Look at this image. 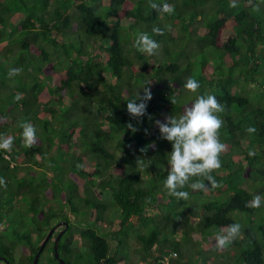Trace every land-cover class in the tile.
I'll use <instances>...</instances> for the list:
<instances>
[{"label":"trees","instance_id":"trees-1","mask_svg":"<svg viewBox=\"0 0 264 264\" xmlns=\"http://www.w3.org/2000/svg\"><path fill=\"white\" fill-rule=\"evenodd\" d=\"M177 1L151 0L172 6L165 13L150 0H0V144L13 140L10 151L0 149V256L8 264H31L54 219L67 223L56 244L65 264H83L76 245L84 240L87 264H126L130 235L143 263L175 251L172 264H193L184 262L180 240L206 258L210 247L202 252L197 243L213 245L233 223L242 226L231 242L235 263L264 264V203L245 207L264 197V9H248L254 0ZM131 26L137 38L147 33L159 44L157 55L134 47ZM13 68L20 71L10 76ZM189 78L199 82L198 93L184 88ZM148 83L152 99L138 124L127 101ZM209 95L224 106L214 112L224 121L222 166L212 173L220 186L204 180L209 190H193L203 178L197 174L177 189L188 199H177L164 187L172 142L156 121L179 120ZM27 126L35 129L32 147L22 140ZM48 193L66 211H52ZM24 218L34 229L20 228ZM48 241L36 264H59ZM16 245L22 257L14 261Z\"/></svg>","mask_w":264,"mask_h":264},{"label":"clouds","instance_id":"clouds-1","mask_svg":"<svg viewBox=\"0 0 264 264\" xmlns=\"http://www.w3.org/2000/svg\"><path fill=\"white\" fill-rule=\"evenodd\" d=\"M150 4L151 7L157 11L165 13H171L173 11L172 6L167 3L158 6L150 0ZM152 31L156 35H163L162 30L159 28L154 27ZM134 47L142 54H147L149 56L157 55L159 50V44L147 33H141L138 36ZM19 71V69L15 68L10 69L9 75H17ZM149 84L150 83L144 86L135 99L127 101V113L130 114L138 124L142 123L140 117L145 115L147 107L146 102L152 99L151 90L150 87H148ZM184 88L191 93H198L200 84L195 79L189 78L184 84ZM17 99H19V97H17ZM171 102L174 103V101ZM223 111L224 106L215 96L209 95L206 98L204 96H198L195 103L185 108V114L180 116L179 120L175 117H169L167 123L164 124L156 121V124L159 125L162 138L172 142L173 148L168 161L171 165V169L164 183V187L168 190V195L174 196L177 199H188L189 193L187 191H177V189L184 188L189 178L197 176V174H200L203 178L196 180L195 183L191 185L193 190H209L204 180H207L213 189L220 186L212 173L222 166L219 156L225 150V145L220 142L218 131L221 129L224 121L217 115H214V112ZM148 119L151 120L152 116L149 115ZM23 126L24 125H22V127ZM128 128L132 133H136L139 130L137 127H134L132 123L128 124ZM253 131H255L254 128L248 129L250 133ZM23 135L26 139V146L32 147L35 138V129L31 126H27L25 127ZM12 144L13 140L8 139L3 144H0V149L10 151ZM141 151L145 150L142 149ZM254 154L255 153H250V155ZM196 161H200V163H196ZM138 163L142 164L143 159L138 158ZM262 203H264V197L255 195L251 201L246 202L245 207L257 209L262 206ZM60 230H57V233ZM53 232L50 236V240ZM56 234H54V237ZM194 234L197 235L198 233L195 232ZM241 235L242 226L239 223L230 224L227 226L226 230L216 234V246L218 249L224 248ZM205 246H207L205 248L209 247L207 244ZM200 249H202V246ZM171 252L165 253V255ZM161 255L155 257V262ZM176 257L177 253L176 256L171 259ZM195 257L199 256L195 254ZM138 264H146V262L143 263L139 261ZM202 264H206L205 258H203Z\"/></svg>","mask_w":264,"mask_h":264},{"label":"rangeland","instance_id":"rangeland-1","mask_svg":"<svg viewBox=\"0 0 264 264\" xmlns=\"http://www.w3.org/2000/svg\"><path fill=\"white\" fill-rule=\"evenodd\" d=\"M254 1H256L255 6H249L248 9H253L254 11H257V10H260V9H264V0H254ZM178 3H181V0H178L177 1V4ZM144 5H146V3H144ZM134 28H136V26H131V28H128L129 29V33H130L129 36L131 35L132 36L131 38L133 40L137 39V37H136L137 30H135ZM128 29H127V31H128ZM174 32L175 31L173 30L172 33H174ZM93 46L95 47L96 44H93ZM22 140H23V142H26V139L25 138H23ZM42 170H44V169H42ZM44 173L47 174V171H44ZM57 174H59V173H57ZM143 177H144V175H143ZM55 181H56V179L53 176V182H55ZM60 184H62V188H63L61 190V192L62 191H66L65 189L67 188V185H68L67 182H64V183H61L60 182ZM47 195L49 196V198H48V196H46V199L49 200V202L48 201L47 202L51 206L50 208H51L52 211L60 212V213H62V211L63 212L66 211L67 206H65L64 204H62L61 200H58L57 198H54L52 200V198L50 197V194L48 193ZM55 197H57V196H55ZM103 197L104 198H109L108 195H104ZM16 203H17V200H14L13 201V205H16ZM83 210H85L84 206L82 204L79 205L78 211H83ZM153 212H155L154 208L153 207H149L148 208V214L149 215H152ZM116 213H117V211H114L113 213L110 214V217L111 218L114 217V215H116ZM243 218H244V216H243ZM55 221H56L55 219L52 220L50 222V225H53V223ZM79 221L80 220L75 221V224L78 223ZM174 221L176 223L177 219H174ZM21 225H22V230L27 229L28 231H31L32 229H34V225L32 224V222L28 218H24L22 224H20V228H21ZM173 226H175V225H173ZM173 226H171V229H173ZM175 227H178V223H176V226ZM60 229H61V225L60 226H57L56 229L53 232V235L55 234V232L57 230H60ZM0 231H1V226H0ZM168 232H169V230L165 231V234L164 235L165 236H168ZM30 235H31V238L34 240L35 239V234L34 233H31ZM53 235H52V237H53ZM194 235L196 237H198V235H196V234H194ZM173 237H174L175 240L178 238L175 235V231H174ZM170 239H172V237H170ZM209 240H211V239H209ZM212 240H215V239H212ZM109 242H111V241H109ZM215 242H216V240H215ZM215 242H214L213 245H210L209 246L210 249H211V251L206 256L205 263L206 264H236L235 261H234V259H233V257H232V254H233V252L235 251L236 248L234 246H232L231 243L228 244V245H226L224 248H221V249H218L216 246H215L216 248H212V246L215 245ZM39 243H41V241ZM86 243H88V242L85 241V240L84 241H81L80 245H76V243L71 242V245L72 246L73 245H76V249L78 250V253H80V255H81V260H82V263L83 264H87L88 263V258H89V250H88V248L86 249V245L88 246V244H86ZM179 243H180V245L182 247V248H180V250L183 249V248H185L184 253L185 252L187 253L186 256L183 255V257H184L183 260H184L185 263H186L187 260H193V259H195L196 261L194 260L195 262L193 264H202L203 257L202 256L195 257L193 255V251L195 250L196 247L195 248L194 247L192 248V247H190V245L187 242H183L181 240H180ZM46 244H45L46 246H44V247H46L45 250L47 249L48 246H50L49 241ZM112 244L113 243L111 242L110 243L111 249H112ZM206 244L209 245L205 240L202 239V240H200L199 243H197V246L200 245V246L204 247V248L200 249L203 252V250L207 249V248H205V247H207V246H205ZM126 245H127V249L124 252V256L127 259L126 260V264H138L139 261H141V259H140V252H139V250H140V244L136 240H134V237L132 235H130L127 238V244ZM15 250H16V252H13L12 255H13L14 261H17L18 258H21L22 257L21 256V254H22V248L19 245H16ZM45 250L42 251V253L39 255L38 260H40L41 257H42V259L45 258V256H46V251ZM73 256H71V257H73ZM188 256H190V257H188ZM0 264H2V263H0ZM25 264H27V263L25 262Z\"/></svg>","mask_w":264,"mask_h":264},{"label":"water","instance_id":"water-1","mask_svg":"<svg viewBox=\"0 0 264 264\" xmlns=\"http://www.w3.org/2000/svg\"><path fill=\"white\" fill-rule=\"evenodd\" d=\"M60 225H63V229L60 230V231L55 235V237H54V239H53V246H52V247H53V256H54V258L57 259V261H58L59 264H65V263L62 261V259L58 257L57 252H56V244H57V241H58L60 235L64 232L65 228L67 227V223L64 222V221H59V222H57L53 227H50V228L48 229V231H47L45 237L43 238V240L41 241V243H40L38 249L36 250V253L33 255V258H32V261H31V264H36V262H37V258H38V256H39L40 252L42 251L43 246L45 245L46 241L50 238V236H51L53 230L56 228V226H60ZM0 260H5V259H4V257L0 256Z\"/></svg>","mask_w":264,"mask_h":264},{"label":"built area","instance_id":"built-area-1","mask_svg":"<svg viewBox=\"0 0 264 264\" xmlns=\"http://www.w3.org/2000/svg\"><path fill=\"white\" fill-rule=\"evenodd\" d=\"M176 253L175 252H171L169 254H164L161 255L157 258L156 263L155 264H172L170 262L171 258L175 257Z\"/></svg>","mask_w":264,"mask_h":264},{"label":"flooded vegetation","instance_id":"flooded-vegetation-1","mask_svg":"<svg viewBox=\"0 0 264 264\" xmlns=\"http://www.w3.org/2000/svg\"><path fill=\"white\" fill-rule=\"evenodd\" d=\"M59 221H63V219H61V220H59ZM59 221H55L54 223H53V225H51V227H53L57 222H59ZM57 233V231L55 232V234ZM53 237H54V235H53ZM52 237V238H53ZM51 238V239H52ZM41 253V252H40ZM0 262H3V263H5V264H8V262L6 261V260H0Z\"/></svg>","mask_w":264,"mask_h":264},{"label":"crops","instance_id":"crops-1","mask_svg":"<svg viewBox=\"0 0 264 264\" xmlns=\"http://www.w3.org/2000/svg\"><path fill=\"white\" fill-rule=\"evenodd\" d=\"M202 248H204V247H202Z\"/></svg>","mask_w":264,"mask_h":264}]
</instances>
